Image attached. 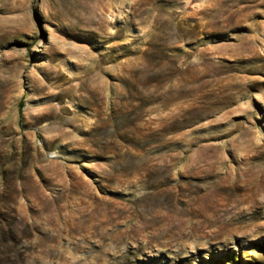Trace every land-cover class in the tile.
<instances>
[{
	"label": "rangeland",
	"instance_id": "1",
	"mask_svg": "<svg viewBox=\"0 0 264 264\" xmlns=\"http://www.w3.org/2000/svg\"><path fill=\"white\" fill-rule=\"evenodd\" d=\"M0 264H264V0H0Z\"/></svg>",
	"mask_w": 264,
	"mask_h": 264
},
{
	"label": "trees",
	"instance_id": "2",
	"mask_svg": "<svg viewBox=\"0 0 264 264\" xmlns=\"http://www.w3.org/2000/svg\"><path fill=\"white\" fill-rule=\"evenodd\" d=\"M20 106L22 107V104Z\"/></svg>",
	"mask_w": 264,
	"mask_h": 264
}]
</instances>
